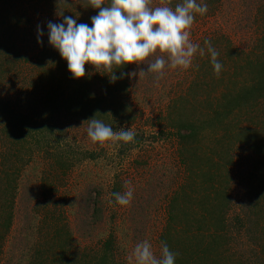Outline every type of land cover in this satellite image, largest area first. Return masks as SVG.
<instances>
[{
    "label": "rangeland",
    "instance_id": "rangeland-1",
    "mask_svg": "<svg viewBox=\"0 0 264 264\" xmlns=\"http://www.w3.org/2000/svg\"><path fill=\"white\" fill-rule=\"evenodd\" d=\"M3 1L7 5L21 6L29 17L25 28L19 31L17 41L22 52L33 62L38 52V57L43 55V47H50L46 24L49 21L59 22L56 7L49 0L43 3L36 0ZM72 1L74 5L80 3ZM162 3H165L164 0H152L153 5ZM37 25L44 32L40 37L42 44L37 43ZM213 33L224 35L234 47L250 55L252 51L258 52L264 47V0H220L213 14L196 15L191 27L192 42L204 47L203 41ZM212 44L216 45V42ZM205 57L206 54H196L192 66L187 70L166 67L160 79H156L152 73L125 75L121 83L119 80L111 83L109 78L105 79L104 76H110V73L102 68L85 65V77L80 80L89 82L96 99L105 94L101 105H107L105 110L109 120L113 121V130L130 128L136 132L135 143L121 144L119 147L108 143L100 146L90 141L86 134L89 116L84 118L79 112L77 116H71L64 108L50 109L52 104L55 107L54 103L58 102L54 101V96L59 97L62 91H68L64 90L65 84L55 83V79L46 73L30 78L29 69L13 75L12 81L17 82L15 86L11 84L13 88L21 84L22 78L26 79L23 85L26 93L18 94L12 87H3L0 90L3 98H11L12 104L18 106L22 113L30 114L39 112V96L50 95L47 110L58 111L56 122L64 132L63 139L78 154L74 158L75 163L65 174L57 169L54 157L49 153L34 155L31 159L21 178L24 182L18 188L0 264H48L50 259L56 261L60 256L62 260L68 256L69 261L76 263L78 256H83L84 252L86 257L97 253L108 239L113 241V253L118 263L129 264L127 258L135 245L143 241H148L153 252L159 256V236L166 224L167 205L183 182L177 140L171 132L173 111L180 108L183 102L184 113L180 110L183 116H201L207 111L208 94H216L221 88V85H214L218 76L214 72L207 74L206 64L203 63ZM43 58L46 67L55 72L60 66H67L55 49L45 51ZM151 59L154 58H149L139 67L126 65L125 73H138L141 68L146 70V64ZM204 82L212 84L207 86ZM34 98L36 103L31 100ZM57 105L60 106L59 103ZM259 109L261 115L256 121H264V99ZM169 113L171 115L168 116ZM103 122L110 125L108 121ZM6 143L0 133V155L8 152L9 144ZM233 153L235 162L230 168L232 207L228 212L229 217L232 218L242 203L247 205V201L259 198V211L252 215V226L240 234L239 242L232 244L233 250L245 264L249 250H256L264 260V172H259V163L255 158L260 156L253 150L235 146ZM126 181H130L134 188L130 205L121 207L114 201L109 203L113 200V192L123 193L126 190ZM254 190L259 196L253 194ZM55 229H61L58 239L53 235ZM64 238L69 242L62 247Z\"/></svg>",
    "mask_w": 264,
    "mask_h": 264
},
{
    "label": "trees",
    "instance_id": "trees-1",
    "mask_svg": "<svg viewBox=\"0 0 264 264\" xmlns=\"http://www.w3.org/2000/svg\"><path fill=\"white\" fill-rule=\"evenodd\" d=\"M0 1V90L3 87L13 88L17 84L16 80L15 83L12 81L13 75L23 69H29L30 78L46 73L55 79V83L58 81L59 85L65 84L64 90H68L62 91L59 97L54 96V101L58 102L54 103L55 107L52 104L50 109L64 108L71 116H77L79 112L84 118L89 116L102 119L112 126L113 121L109 120L105 110L107 105H101L104 101V89V95L96 99L88 85L89 82L73 78L67 66H60L57 72L48 69L43 57L45 51L54 49L51 46L43 47V55L38 57V52L34 61H30L31 57L22 52L17 41L18 33L25 28L29 17L21 6L16 7L15 4L9 3L7 5L5 1ZM43 1L45 0H36L37 3ZM49 1H52L59 14L58 23L62 22L63 16L75 17L77 13V23H90V17L98 11L85 8L82 0H77L80 3L75 5L72 0H67V4L64 0ZM164 2L174 7L179 0ZM206 2L208 12L204 16H209L213 14L220 0ZM207 39L212 43L216 42V45H212L219 53L218 60L223 66L221 75L217 77L218 81L214 83L215 86L221 85V88L216 94H208L207 111L201 116H183V102L180 108L173 111L171 132L177 140V155L183 167V182L168 202L166 224L159 241L160 245L161 241L166 242L169 249L178 254L175 264H243L232 244L239 242L240 234L252 226V215L259 211V195L257 190H254L253 194L257 199L254 197L251 202L247 201V205L242 203L240 209L230 218V168L235 162L233 152L236 146L243 150H253L260 156L255 160H258L259 172H264V121H256L260 118L259 107L264 99V47L256 53L250 52V55L234 47L230 39L220 33H213ZM204 60L207 74L211 75L214 71L207 54ZM125 67L126 65L117 71L116 75L119 76L121 71L125 72ZM62 76L63 79L60 78ZM104 78L107 79L108 76ZM118 80L122 82V79ZM25 81L26 79L22 78L21 84L13 88L16 93H26L23 86ZM204 83L207 86L212 84ZM1 92L0 133L8 142L6 144H9V149L0 155V259L4 238L12 223L18 188L24 182L21 178L25 175L31 159L34 155L49 153V156L54 157L57 169L65 174L75 163L74 158L78 154V151L74 152L73 147L63 139L64 132L56 122L58 111L47 110L51 101L50 95L39 96V112L29 114L22 113L18 106L12 104V99L3 98ZM35 98L31 99L34 103ZM54 231L56 239L61 237V229ZM68 242V239L64 238L62 247ZM112 247L113 241L108 239L97 253L88 254L86 257L85 252H81L83 256H78L76 263L69 261L68 256L63 260L60 256L61 259H50L48 264H121L116 261ZM248 252L250 255L244 259L245 264H264L256 250Z\"/></svg>",
    "mask_w": 264,
    "mask_h": 264
},
{
    "label": "clouds",
    "instance_id": "clouds-1",
    "mask_svg": "<svg viewBox=\"0 0 264 264\" xmlns=\"http://www.w3.org/2000/svg\"><path fill=\"white\" fill-rule=\"evenodd\" d=\"M67 4V0H64ZM85 8L98 10L90 17V23H77V16H63L60 23L49 21L46 24L48 44L54 48L67 64L73 78L85 77V65L102 68L111 73L109 81L115 83L125 75L135 76L155 74L160 79L165 68L187 70L192 66L196 54H207L214 73L219 76L222 64L219 53L211 41L205 39L204 47L190 39L191 27L196 15L208 12L206 0H179L174 7L169 3L153 5L152 0H82ZM62 15V13L60 14ZM44 35L37 25V43ZM148 62L146 70L120 72L125 65L138 67ZM117 69V70H113ZM86 129L87 137L93 144L103 146L108 143L119 147L121 144L135 143L136 132L130 128L113 130L100 119L90 118ZM126 190L113 192L116 205H130L134 188L130 181L125 182ZM177 253L171 251L166 242L161 241L157 256L148 241L137 243L127 258L129 264H175Z\"/></svg>",
    "mask_w": 264,
    "mask_h": 264
}]
</instances>
